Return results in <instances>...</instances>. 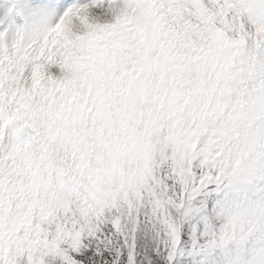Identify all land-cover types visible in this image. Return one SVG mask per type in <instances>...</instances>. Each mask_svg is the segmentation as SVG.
I'll list each match as a JSON object with an SVG mask.
<instances>
[{"label":"snow or ice","instance_id":"snow-or-ice-1","mask_svg":"<svg viewBox=\"0 0 264 264\" xmlns=\"http://www.w3.org/2000/svg\"><path fill=\"white\" fill-rule=\"evenodd\" d=\"M146 35L187 74L137 128ZM0 264H264V0H0Z\"/></svg>","mask_w":264,"mask_h":264},{"label":"clouds","instance_id":"clouds-1","mask_svg":"<svg viewBox=\"0 0 264 264\" xmlns=\"http://www.w3.org/2000/svg\"><path fill=\"white\" fill-rule=\"evenodd\" d=\"M142 43L156 62L149 70H139L129 63L131 72L125 75L121 91L114 98V109L126 108L133 116L130 123H134L137 128H143L154 120L157 123L168 122L167 109L177 101L175 90L180 87L181 74H187V69L183 66L186 58L165 60L158 56L159 48L152 46L150 36L146 35ZM184 51L187 52V49ZM131 59L137 60L136 54ZM104 132L106 136L110 135L109 129L106 128ZM88 139L94 140L95 134L91 133Z\"/></svg>","mask_w":264,"mask_h":264}]
</instances>
